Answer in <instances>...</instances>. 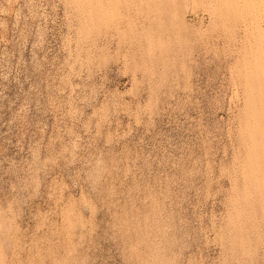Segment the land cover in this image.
<instances>
[{"label":"rangeland","instance_id":"374dc122","mask_svg":"<svg viewBox=\"0 0 264 264\" xmlns=\"http://www.w3.org/2000/svg\"><path fill=\"white\" fill-rule=\"evenodd\" d=\"M94 1L0 0V264H264V0Z\"/></svg>","mask_w":264,"mask_h":264},{"label":"bare ground","instance_id":"6f19581e","mask_svg":"<svg viewBox=\"0 0 264 264\" xmlns=\"http://www.w3.org/2000/svg\"><path fill=\"white\" fill-rule=\"evenodd\" d=\"M82 1V0H81ZM88 2H86V3H88V5H89V9H88V19H92V12H91V8L90 7H92V6H90V4H91V0H87ZM94 1V0H93ZM95 2V1H94ZM93 2V3H94ZM73 3H75V4H77L78 3V1H77V3L74 1ZM86 3H84V6H85V4ZM81 4V3H80ZM79 6V5H78ZM83 6V5H82ZM80 8H82V7H80ZM88 8V7H87ZM86 8V9H87ZM79 9V8H78ZM84 10V9H83ZM100 11V10H99ZM79 12H81V11H79ZM82 12H84V11H82ZM85 12H86V10H85ZM85 12H84V14H85ZM101 12V11H100ZM81 14V13H80ZM82 15H83V13H82ZM83 17V16H82ZM85 17V16H84ZM80 19V18H79ZM84 19H86V17L84 18ZM86 20V21H88V23H91V22H89V20ZM85 23V22H84ZM91 25V24H90ZM90 25H87V28L85 27V30L86 29H88V27L90 26ZM85 26H86V24H85ZM84 27V26H83ZM259 56V55H258ZM257 56V57H258ZM255 60H256V58H255ZM262 61V60H261ZM259 62V61H258ZM257 62V63H258ZM262 63V62H261ZM260 64V63H259ZM263 64H264V62H263ZM254 65V64H253ZM261 65V64H260ZM260 65H259V67H260ZM263 66V65H262ZM250 99V98H249ZM247 101V100H246ZM263 105H264V103H263ZM249 126V125H248ZM250 127V126H249ZM248 127V128H249ZM247 128V127H246ZM246 130V129H245ZM251 135V134H250ZM247 137H248V135H247ZM249 139V138H248ZM248 142V141H247ZM251 142V141H250ZM244 144V143H243ZM254 144V143H253ZM250 145V144H249ZM247 146V145H246ZM251 147V146H250ZM255 149V148H254ZM254 149H253V151H254ZM258 149V148H257ZM245 150V149H244ZM248 150V149H247ZM259 150V149H258ZM257 151V150H256ZM249 153V152H248ZM251 153V152H250ZM256 154V153H255ZM259 154V153H258ZM245 157V156H244ZM256 157V156H255ZM246 159V158H245ZM248 160V159H247ZM245 161V160H244ZM250 163V162H249ZM251 164V163H250ZM245 166V165H244ZM260 168V167H259ZM247 171V170H246ZM241 173V172H240ZM260 177H261V175H260ZM263 179V178H262ZM242 180V179H241ZM249 183V182H248ZM246 185V184H245ZM255 185V184H254ZM263 186V185H262ZM249 187V186H248ZM246 188V187H245ZM257 188H258V186H257ZM236 190V189H235ZM247 191V190H246ZM248 193V192H247ZM241 194V193H240ZM251 195V194H250ZM240 196V195H239Z\"/></svg>","mask_w":264,"mask_h":264}]
</instances>
